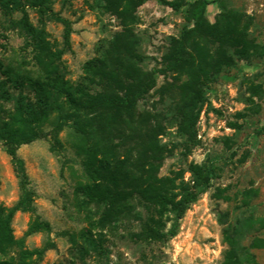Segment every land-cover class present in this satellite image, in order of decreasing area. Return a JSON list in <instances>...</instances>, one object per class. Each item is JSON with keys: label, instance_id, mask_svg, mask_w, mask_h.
<instances>
[{"label": "rangeland", "instance_id": "rangeland-1", "mask_svg": "<svg viewBox=\"0 0 264 264\" xmlns=\"http://www.w3.org/2000/svg\"><path fill=\"white\" fill-rule=\"evenodd\" d=\"M171 1L175 0L126 5L118 0H52L51 10L66 27L55 18L44 20L47 52L61 46L66 28L70 47L56 62L66 80L84 83L90 95H119L120 85L137 81L153 85L129 112L92 111V139L100 153H110L130 176L124 181L122 173L111 183L110 176L101 173L95 180L100 190L128 194L120 200L128 206L122 213L114 215L104 201L75 191L76 183L86 180L81 159L70 147L72 129L42 124L41 137L16 149L34 191L35 212H14L12 234L15 240L24 238L29 250L51 246L36 264H221L226 245L219 219L233 223L249 214L264 216V0H200L207 2L202 31L191 30L194 22L184 4L193 0H185L179 10L167 5ZM28 15L37 22L34 10L28 9ZM18 18L12 16L14 21ZM183 36L182 67H176L172 56ZM196 49L202 52L204 70L197 74L196 85L205 102L195 121L185 123L181 106L192 88L185 70L196 68ZM247 49L249 55H242ZM38 53L15 22L0 18L1 64L20 65L35 75ZM99 59L105 60V70L113 71L118 84L103 71L86 72L85 63ZM0 84L9 96L0 100L2 120L13 113L15 97L35 100L30 87L14 85L1 70ZM148 164L157 177L173 179L182 173L169 183L175 194L191 185L189 164L216 168L206 190L183 214L177 233L166 241L143 234L156 220L154 208L137 193ZM18 196L11 158L0 142V207L13 206ZM34 216L50 230L25 236ZM161 220L167 229L169 217ZM85 232L95 249L81 238ZM255 236L264 240V229ZM253 253L256 262L264 264V247ZM18 254L13 245L0 259L15 264Z\"/></svg>", "mask_w": 264, "mask_h": 264}, {"label": "trees", "instance_id": "trees-1", "mask_svg": "<svg viewBox=\"0 0 264 264\" xmlns=\"http://www.w3.org/2000/svg\"><path fill=\"white\" fill-rule=\"evenodd\" d=\"M124 1L126 5L130 2L141 4L145 0H118ZM185 0H175L166 2L174 10H179ZM52 0H0V18L6 23L15 22L30 40L35 49L39 51L35 58L37 61L38 71L33 74L32 70L25 69L20 65H3L0 63V70L6 79L14 85H27L35 93V100L29 102L23 96L14 98V110L9 115L8 120L0 118V142L4 146L5 152L10 156L13 164L15 176L18 179L19 196L16 203L8 208L0 207V256H6L8 247L17 246L19 249L18 260L15 264H36V258L40 257L47 249L51 248L48 243L36 249L24 248V238L15 240L12 234L11 218L16 211L29 212L33 214L35 207L32 199L34 191L29 186L27 175L22 160L17 156L16 149L22 145L41 137L40 126L45 123H52L54 126L61 125L72 129L70 134V147L74 153L81 159L82 175L85 182L78 181L75 191L81 192L88 198H97L104 201L108 209L114 215L122 213L127 209L125 200L128 194H124L117 190L98 189L95 182L102 175L108 174L110 181L116 179V176L124 177L126 181L130 176L122 170V167L105 151L104 155L100 153L99 146L92 139V132L95 130V122L92 117V111L98 109L115 110V112H129L132 110L140 96L151 88L153 82H135L130 85H120L121 93L107 94L96 93L90 95L84 91V83L72 84L66 80L63 73L57 66V61L61 56L69 50V32L65 28L63 33L62 44L53 52H47V32L45 30L44 20L55 18L64 23V20L56 16L51 10ZM188 14L194 22L191 29L202 31L205 23L203 22V13L207 6V2L193 0L185 3ZM28 9L34 10L37 14V22L32 23L28 15ZM18 14L17 21L12 16ZM66 27V26H65ZM205 27V26H204ZM184 38L178 42L173 53L171 64L176 67H182L181 50L184 44ZM258 51L256 46L253 47ZM41 52V53H40ZM197 64L188 67L185 70L188 80L187 84L192 85L188 95L184 98L181 109L184 114V122H194L198 117L204 102V93L197 87L199 82L198 73H203L202 52L196 49ZM44 54V55H42ZM242 55H249L248 49L242 52ZM220 62V61H219ZM222 63H225L224 61ZM105 60L99 59L95 62H86V72L103 71V75L110 82L115 81L113 71H106ZM220 64V63H218ZM216 65V64H214ZM91 81L90 77L86 78ZM118 84V83H116ZM9 96L3 86L0 84V100H8ZM59 127V126H58ZM57 128V127H56ZM89 128V129H88ZM108 154V156H106ZM152 164H148L143 170L141 177L142 184L137 190L141 199L154 208L156 220H152L153 226H146L143 230L145 237L155 241H166L173 237L178 231L179 221L185 211L194 203L199 195L206 190L210 180L216 173L213 165H197L189 164L187 171L190 173L191 185L182 188L178 193H173L169 183L174 179L182 177L181 172H177L173 179L157 177L153 170ZM223 197V196H222ZM226 200H230L228 196H224ZM250 196L247 194L243 200L244 207H247ZM79 205V204H78ZM165 216L169 217L170 224L164 229L161 219ZM222 228V241L226 245V249L222 255L221 264H258L255 260L253 251L264 247V240L255 236L260 229H264V216H255L249 214L235 222H228L219 219ZM49 224L38 216H34L28 223L25 236L34 231L48 232ZM89 232H85L81 238L92 249L96 246L92 240L88 239ZM252 236L251 242L244 244L243 240ZM0 264H11L9 260L0 259Z\"/></svg>", "mask_w": 264, "mask_h": 264}]
</instances>
